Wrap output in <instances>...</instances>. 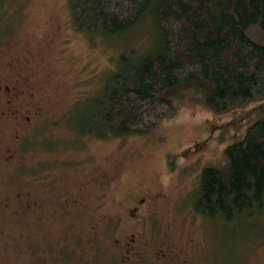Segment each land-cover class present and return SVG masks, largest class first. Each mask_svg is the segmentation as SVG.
<instances>
[{"label":"rangeland","instance_id":"obj_1","mask_svg":"<svg viewBox=\"0 0 264 264\" xmlns=\"http://www.w3.org/2000/svg\"><path fill=\"white\" fill-rule=\"evenodd\" d=\"M142 20L134 30L91 37L73 27L67 0L0 5V71L28 72L43 105L17 132L10 121H0V151L9 147L19 154L15 167L0 163V196H12L27 181L52 199L53 192L38 189L36 180L53 171L54 182L78 199L67 213L47 209L39 220L34 212L15 218L0 207V242L8 245L11 264H118L108 244L141 224L147 231V224L156 225L181 245L193 241L197 264H264V215L223 221L191 206L202 168L222 167L225 147L264 119V96L217 111L184 90L172 98L175 113L142 134L79 137L67 125L99 94L121 51L151 44L152 19ZM252 36L264 42L262 32ZM154 190L166 195L151 217L155 221L145 216L137 224L127 201L135 192Z\"/></svg>","mask_w":264,"mask_h":264},{"label":"trees","instance_id":"obj_2","mask_svg":"<svg viewBox=\"0 0 264 264\" xmlns=\"http://www.w3.org/2000/svg\"><path fill=\"white\" fill-rule=\"evenodd\" d=\"M67 1L73 27L91 37L123 33L147 15L155 30L145 52L121 51L99 94L69 120L79 137L148 132L175 113L172 98L184 90L217 111L264 96V42L252 36L264 35V0ZM224 154L222 167L202 168L193 210L223 221L263 216L264 119Z\"/></svg>","mask_w":264,"mask_h":264},{"label":"flooded vegetation","instance_id":"obj_3","mask_svg":"<svg viewBox=\"0 0 264 264\" xmlns=\"http://www.w3.org/2000/svg\"><path fill=\"white\" fill-rule=\"evenodd\" d=\"M12 63L13 60H10L9 64ZM12 75L0 71V121H10L17 132L19 128L29 125L33 117L42 113L43 105L39 100L40 96L31 86L28 72L22 70L15 76ZM14 136L18 137V134ZM0 163L7 167L10 165L15 167L19 163L18 152L6 147L0 151ZM55 174L57 173L52 171L51 175L38 177L36 180L38 189L44 191L48 188L53 192L52 199L32 191L30 187L28 188L32 185L23 181L12 196L4 198L0 196L1 210L15 218H25L27 213L34 212V215L38 214V220L44 217L43 211L47 209H51L52 213L58 211L67 213L78 199L70 197L71 193L63 187V184L54 182ZM33 192L35 196L32 195ZM165 197L164 192L159 190L135 192L127 201L126 210L137 224H140L142 217L144 219L145 216L155 221L151 217ZM15 204L19 210L14 208ZM147 226L148 231L141 224L139 231L125 233L121 240L115 239L107 248L105 247L116 255L118 264H197L193 256L195 244L193 241L189 240L186 245H181L171 234L157 230L156 225L147 224ZM142 228L147 232L146 236L140 232ZM8 249L7 244L0 242V264H11L7 257Z\"/></svg>","mask_w":264,"mask_h":264},{"label":"bare ground","instance_id":"obj_4","mask_svg":"<svg viewBox=\"0 0 264 264\" xmlns=\"http://www.w3.org/2000/svg\"><path fill=\"white\" fill-rule=\"evenodd\" d=\"M139 20H140V19H139ZM142 21H143V20H142ZM149 26H150V25H149ZM134 27H135V26H133V30H134ZM135 28H137V27H135ZM150 28H151V27H150ZM143 29H144V28H143ZM145 30H146V29H145ZM147 30H148V29H147ZM152 30H153V29H152ZM83 31H84V30H83ZM260 32H261V31H260ZM150 34H151V33H150ZM150 34H149V35H150ZM91 35H92V34H91ZM147 35H148V34H147ZM99 36H100V35H99ZM150 36H151V35H150ZM102 37H103V36H102ZM107 37H108V36H107ZM95 38H96V37H95ZM90 39H91V38H90ZM99 40H100V39H99ZM135 40H136V39H135ZM95 41H96V40H95ZM143 42H144V41H143ZM126 43H127V42H126ZM137 43H139V42H137ZM140 45H141V44H140ZM150 45H151V44H150ZM150 45H149V46H150ZM124 46H125V45H124ZM128 47H129V46H128ZM125 48H126V46H125ZM127 49H129V48H127ZM131 49H132V48H131ZM145 49H146V48H145ZM145 49H144V52H145ZM141 50H142V49H141ZM120 51H121V50H120ZM146 51H147V50H146ZM133 53H134V52H133ZM138 55H139V54H138ZM139 56H140V55H139ZM190 89H191V88H190ZM197 91H198V90H197ZM191 93H192V92H191ZM185 94H186V93H185ZM188 94H189V93H188ZM189 95H190V94H189ZM190 96H191V95H190ZM176 97H177V96H176ZM176 100H177V99H176ZM90 111H91V110H90ZM35 125H36V124H35ZM92 125H93V124H92ZM92 127H93V126H92ZM26 128H27V127H26ZM137 133H138V132H137ZM96 134H97V133H96ZM121 134H122V133H121ZM132 134H134V133L132 132ZM108 135H109V134H108ZM113 135H114V134H113ZM106 137H107V136H106ZM22 138H23V137H22ZM195 196H196V195H195ZM197 197H198V196H197ZM197 197H196V198H197ZM196 198H195V199H196ZM194 201H195V200H194ZM191 206H193V205H191ZM194 208H195V207H194ZM196 210H197V209H196Z\"/></svg>","mask_w":264,"mask_h":264}]
</instances>
